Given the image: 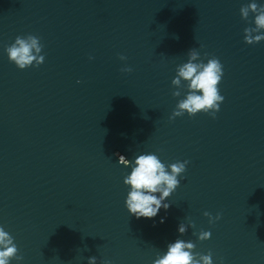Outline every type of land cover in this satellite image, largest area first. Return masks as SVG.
Listing matches in <instances>:
<instances>
[{
	"label": "water",
	"instance_id": "obj_1",
	"mask_svg": "<svg viewBox=\"0 0 264 264\" xmlns=\"http://www.w3.org/2000/svg\"><path fill=\"white\" fill-rule=\"evenodd\" d=\"M126 175L0 163V226L19 264H153L177 239L211 251L213 264H264V163L185 172L170 207L150 219L128 212ZM204 212L221 218L210 224ZM201 230L211 237L199 240Z\"/></svg>",
	"mask_w": 264,
	"mask_h": 264
},
{
	"label": "clouds",
	"instance_id": "obj_2",
	"mask_svg": "<svg viewBox=\"0 0 264 264\" xmlns=\"http://www.w3.org/2000/svg\"><path fill=\"white\" fill-rule=\"evenodd\" d=\"M250 13L254 15L255 26L244 29V41L248 45H254L264 41V4L258 5L256 0H252L251 3L240 8L242 19L248 20ZM42 49L43 44L40 38L29 34L26 37L17 36L15 42L6 48V52L9 61L23 70L28 67H39L44 63L45 57L41 55ZM207 55L205 53V56ZM119 59L126 60L127 57L120 55ZM132 70L131 67L121 69L125 73ZM176 72L175 78L171 81L172 85H180L181 79L188 81V92L186 98L179 100L169 119L181 117L185 113L189 117H194L201 112L215 119L216 113L220 111V104L224 101L218 88L224 75L220 60L212 57L204 63L200 60V53L192 48L188 51V61L179 65ZM172 95L178 97L180 92L174 91ZM118 163L125 167L131 166L130 174L123 179V183L130 188L125 201L128 212L137 219L142 217L150 219L156 217L161 208L167 210L170 207L165 200L180 185L178 177L185 173L189 161H176L166 165L156 154L146 153L136 156L134 162L120 155ZM157 193L159 195H156ZM204 215L208 217L210 224L221 218L219 213L215 217L209 212H204ZM189 226L195 228L194 223H190ZM186 230L185 224L181 223L178 226L180 234H184ZM210 237V231L201 230L199 232L198 238L201 241L208 240ZM194 249L193 242L177 239L174 243L167 245L166 253L162 256L157 255L153 264H213L211 251L202 255L194 252ZM13 260L19 264L23 256L19 254L14 237L3 226H0V264H11ZM88 264H97V258L89 257ZM103 264H111V262L106 260Z\"/></svg>",
	"mask_w": 264,
	"mask_h": 264
}]
</instances>
